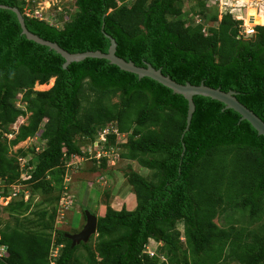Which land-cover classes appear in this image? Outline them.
<instances>
[{
    "label": "trees",
    "instance_id": "16d2710c",
    "mask_svg": "<svg viewBox=\"0 0 264 264\" xmlns=\"http://www.w3.org/2000/svg\"><path fill=\"white\" fill-rule=\"evenodd\" d=\"M0 5L23 14V0ZM74 6L68 20L58 13L55 25L23 15L25 27L70 54L107 53L111 38L117 57L137 67L150 64L181 85L234 91L264 121V26L254 9L248 25H258L243 38L242 22L229 13L218 20L217 10L210 18L216 27L188 25L182 0H75ZM64 62L27 40L16 15L0 9V197L12 194L0 208L10 219L0 218V247L6 248L0 264H158L143 254L149 240L160 243L169 264H264V137L237 112L202 96L193 97L184 133L183 96L104 59L87 58L67 68ZM51 79L48 91L34 90ZM27 114L26 124L14 132L11 127ZM110 125L127 136L120 158L149 173L127 175L133 210L107 206L97 217L93 247L72 248L66 234L54 230L67 165L87 158L81 145H92ZM39 131V145L12 152ZM116 138L107 136L101 149L115 145ZM20 160L27 161L23 169ZM15 184L29 196L11 190ZM226 212L230 222L237 213L244 220L222 228L214 220ZM57 246L60 253L51 260ZM78 247L84 255L75 253Z\"/></svg>",
    "mask_w": 264,
    "mask_h": 264
},
{
    "label": "rangeland",
    "instance_id": "374dc122",
    "mask_svg": "<svg viewBox=\"0 0 264 264\" xmlns=\"http://www.w3.org/2000/svg\"><path fill=\"white\" fill-rule=\"evenodd\" d=\"M75 0H32V8L40 10L41 17L44 18L42 21L55 25L54 19L58 13L61 15L72 16L75 13ZM206 4L205 9H200L197 7L198 2H203ZM182 0V11L184 14V19H187V24L190 26H195L197 24L201 25L203 30L207 28L216 27L217 23L211 22V15L215 14L216 10L218 11V20L221 19L222 15L229 13L235 20L242 22L241 25V34L243 38H248L245 36L244 32L248 26V21H250L249 10L254 9L258 15L262 16L263 23L260 25L264 26V0ZM128 2V1H127ZM126 2V4H127ZM200 11L198 12L197 10ZM198 12L196 15L194 12ZM202 12L203 14H200ZM194 14V15H193ZM192 15V16H191ZM251 27L258 24H250ZM57 27L61 28V24H57ZM206 32V31H205ZM54 82V79H51L50 82L44 86H36L35 91L43 92L48 91ZM17 103V102H16ZM19 103L16 104L18 106ZM23 106H20L22 108ZM28 117L19 118L16 123L11 127L14 132L18 129L19 125L26 124V119ZM116 128L114 125H110ZM109 127V126H108ZM41 131V130H40ZM40 131L36 134L34 139H28L25 142L18 144L12 148L14 153L18 149H26L39 145L40 140L38 138ZM99 132L96 134L93 141V145L89 144L88 141H84L81 145V150L86 153L88 156L84 160L72 159V161L67 165L65 172L63 189L59 193L60 197H64L70 202L68 207L57 208V215L54 223V230H59L65 234H76L78 233L85 224L83 213L85 211L90 212L96 217L102 215L107 206L115 210H119L122 207H125L127 210H133L135 208V196L132 193V189L127 182V175L134 171L141 176H147L148 171L141 168L136 162L127 161L120 158V153L123 150V144L127 140L126 135H120L115 139L116 143L112 147H108V151L115 152L111 161L104 162H94L95 155L100 151L98 145H94L99 142ZM13 136L8 135L7 138L10 140ZM42 146V145H41ZM97 146V147H96ZM110 156V154H108ZM29 157V156H28ZM92 158V159H91ZM18 184V183H17ZM12 190V189H11ZM23 191L22 188L17 189V191ZM3 191V185L0 180V192ZM18 191V192H19ZM20 193V192H19ZM24 194L29 196V192L26 190L23 191ZM57 194V193H55ZM40 197H35V202L40 200ZM67 202V201H65ZM0 200V208H4ZM34 209V208H32ZM239 213L233 216V221H243L240 219ZM0 218L3 221H10L8 215L4 212H1ZM230 222V212H226L223 216L217 217L214 222L222 227L226 228L231 225ZM264 222V221H263ZM241 224V223H240ZM244 224V223H243ZM178 232L181 234L180 242H184L182 236V228L178 226ZM55 234L52 233L51 238L54 239ZM95 240V235L93 238H89L84 244H89L93 247ZM79 245V244H77ZM183 245V244H182ZM184 246V245H183ZM148 252H155L159 254L160 252V243H156L152 240H149L146 244ZM53 248V247H52ZM1 249V248H0ZM61 247H54L51 251V260L56 259L60 253ZM77 255H84L85 251L82 247H78V250L75 252ZM0 254L1 251H0ZM3 255V254H2ZM159 260L157 259V262ZM235 264V263H229ZM237 264V263H236Z\"/></svg>",
    "mask_w": 264,
    "mask_h": 264
},
{
    "label": "water",
    "instance_id": "95a60500",
    "mask_svg": "<svg viewBox=\"0 0 264 264\" xmlns=\"http://www.w3.org/2000/svg\"><path fill=\"white\" fill-rule=\"evenodd\" d=\"M0 9L10 10L16 15L21 28V35H24L27 40L33 41L34 43L39 44L41 46L48 47L50 50H53L57 54H59L65 60L63 68H67V66H69L71 63L84 61L87 58L104 59L108 61L109 64L117 66L122 71L137 75L138 79L144 77L150 78L156 81L157 83L163 85L164 87L170 89L173 94L183 96L184 99L187 101V118L184 133L187 132L189 129L192 114L195 109L193 97L202 96L221 102L224 104L225 109H231L237 112L241 117V121H247L256 130L259 136L264 137V121L258 118L252 111L247 109L244 105H242L236 99L237 93H235L234 91L223 92L220 89H213L203 84H200L199 86L190 85L189 83L181 85L173 81L170 77L163 75L160 69H154L150 64L146 63L145 67H137L133 62L125 61L116 56V43L111 38L110 46L107 53L94 51L70 54L61 49L56 43L45 41L39 38L38 36L31 34L26 29L24 24V18L18 9L2 5H0ZM84 214L85 224L82 229L76 234L65 235V237L71 241L72 248L77 244L87 242L91 236L96 234L97 217L88 211H85Z\"/></svg>",
    "mask_w": 264,
    "mask_h": 264
},
{
    "label": "built area",
    "instance_id": "2783aa9c",
    "mask_svg": "<svg viewBox=\"0 0 264 264\" xmlns=\"http://www.w3.org/2000/svg\"><path fill=\"white\" fill-rule=\"evenodd\" d=\"M23 2H24V6H23V12L22 13L25 17L33 18V19L35 18V19L41 20V21L44 19L41 17L39 9L32 8V6H31V4H33L32 0H23ZM253 33H254V27H251V26L247 27L246 31L244 32L245 36H248V37L251 36ZM109 135H115L116 137H119V132H118L117 128H114L112 126L105 127L104 129H102L99 132V137H100L99 143H95L94 145H98V148L100 147V151L94 156L95 159L99 160L101 158L106 157V158L111 160V158H113V155L115 154L114 151L110 152V150L104 151L101 149L102 143L106 142V137ZM108 154H110V156ZM117 158H113V159L116 160ZM20 166L23 169L25 166H27V161L26 160H20ZM28 170H30V168ZM26 174H27L26 172H23L22 178L25 177ZM11 188H12V190L17 191V189H19V185H16V184L12 185ZM11 195H9L8 197H5V198H1V202L3 205H7L11 201V199H12ZM27 197L28 196L26 194L25 198H27ZM65 201H67V202H65ZM69 204H70V202H68V200L66 198H62L59 206H60V208H65V207H68ZM0 248H1L0 251L3 254V251H5L6 248L2 247V246ZM143 254L148 255L149 258H157L159 260L158 264H169L167 255L161 254V253L157 254L155 252H148L146 245L144 247ZM51 264H53V262H51Z\"/></svg>",
    "mask_w": 264,
    "mask_h": 264
},
{
    "label": "clouds",
    "instance_id": "9594fccd",
    "mask_svg": "<svg viewBox=\"0 0 264 264\" xmlns=\"http://www.w3.org/2000/svg\"><path fill=\"white\" fill-rule=\"evenodd\" d=\"M22 16H23V14H22ZM251 19H252V18H251ZM251 19H250V20H251ZM253 27H254V26H253ZM49 82H50V81H49ZM49 82H48V83H49ZM48 83H47V84H48ZM45 85H46V84H45ZM52 85H53V84H52ZM36 86H37V85H36ZM36 86H35V87H36ZM39 86H42V85H39ZM43 86H44V85H43ZM35 87H34V88H35ZM106 127H108V126H106ZM109 127H110V126H109ZM104 128H105V127H104ZM104 128H103V129H104ZM101 130H102V129H100V131H101ZM120 135H121V134H119V136H120ZM98 143H99V142H98ZM92 145H93V144H92ZM104 158H106V157H104ZM106 159H107V161H108V160L111 161V160L108 159V158H106ZM1 198H3V197H0V200H1ZM4 198H5V197H4ZM8 204H9V203H8ZM2 205H3V204H2ZM4 206H6V205H4Z\"/></svg>",
    "mask_w": 264,
    "mask_h": 264
},
{
    "label": "bare ground",
    "instance_id": "6f19581e",
    "mask_svg": "<svg viewBox=\"0 0 264 264\" xmlns=\"http://www.w3.org/2000/svg\"><path fill=\"white\" fill-rule=\"evenodd\" d=\"M248 26H251V25H248Z\"/></svg>",
    "mask_w": 264,
    "mask_h": 264
}]
</instances>
